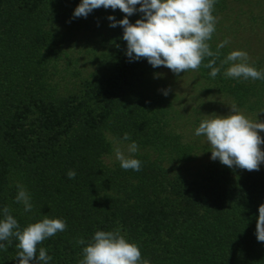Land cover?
Listing matches in <instances>:
<instances>
[{"label": "trees", "instance_id": "16d2710c", "mask_svg": "<svg viewBox=\"0 0 264 264\" xmlns=\"http://www.w3.org/2000/svg\"><path fill=\"white\" fill-rule=\"evenodd\" d=\"M240 1L0 0V264H264V154L233 139L192 164L159 72L180 45L263 104L219 34ZM114 140L134 151L106 161Z\"/></svg>", "mask_w": 264, "mask_h": 264}, {"label": "rangeland", "instance_id": "374dc122", "mask_svg": "<svg viewBox=\"0 0 264 264\" xmlns=\"http://www.w3.org/2000/svg\"><path fill=\"white\" fill-rule=\"evenodd\" d=\"M219 34L232 48V58L248 64L258 63L260 68L250 70V75L264 73V0H243L232 5L221 18ZM180 45L172 48L162 60L160 78L176 99L174 116L176 130L183 142L193 146L194 159L198 164L207 159L203 147L212 150L233 139L254 146L264 154V99L259 107H247L230 93L227 87H212L198 77L193 66L183 64ZM185 61V60H184ZM238 101V102H237ZM112 153L106 161L128 156L134 149L114 140Z\"/></svg>", "mask_w": 264, "mask_h": 264}]
</instances>
